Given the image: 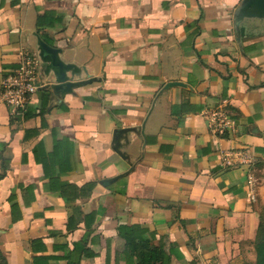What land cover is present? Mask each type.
Returning a JSON list of instances; mask_svg holds the SVG:
<instances>
[{
  "label": "crops",
  "instance_id": "0c3cea01",
  "mask_svg": "<svg viewBox=\"0 0 264 264\" xmlns=\"http://www.w3.org/2000/svg\"><path fill=\"white\" fill-rule=\"evenodd\" d=\"M25 52L31 105L0 95V264H258L264 0H0V83Z\"/></svg>",
  "mask_w": 264,
  "mask_h": 264
},
{
  "label": "built area",
  "instance_id": "2783aa9c",
  "mask_svg": "<svg viewBox=\"0 0 264 264\" xmlns=\"http://www.w3.org/2000/svg\"><path fill=\"white\" fill-rule=\"evenodd\" d=\"M40 88L36 57L25 52L18 58L16 68L1 80L0 95L11 113L22 114L31 105L33 96ZM234 129V121L224 111L214 117V132L224 134Z\"/></svg>",
  "mask_w": 264,
  "mask_h": 264
},
{
  "label": "water",
  "instance_id": "95a60500",
  "mask_svg": "<svg viewBox=\"0 0 264 264\" xmlns=\"http://www.w3.org/2000/svg\"><path fill=\"white\" fill-rule=\"evenodd\" d=\"M40 47H41V49L43 51H45L47 54H49L51 56L53 66L56 67V68H59L60 75L62 76V74H63V66L57 60V54L59 53V50L49 47L47 44H45L42 41L40 42Z\"/></svg>",
  "mask_w": 264,
  "mask_h": 264
},
{
  "label": "trees",
  "instance_id": "16d2710c",
  "mask_svg": "<svg viewBox=\"0 0 264 264\" xmlns=\"http://www.w3.org/2000/svg\"><path fill=\"white\" fill-rule=\"evenodd\" d=\"M257 251H258V264H264V240L259 243Z\"/></svg>",
  "mask_w": 264,
  "mask_h": 264
}]
</instances>
